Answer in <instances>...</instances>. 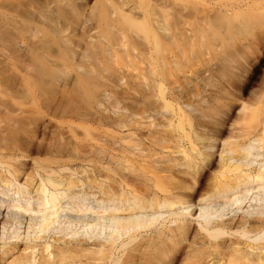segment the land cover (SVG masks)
I'll use <instances>...</instances> for the list:
<instances>
[{"label":"bare ground","instance_id":"1","mask_svg":"<svg viewBox=\"0 0 264 264\" xmlns=\"http://www.w3.org/2000/svg\"><path fill=\"white\" fill-rule=\"evenodd\" d=\"M46 1L41 2L46 3ZM49 1H59L60 4L64 1L63 10L60 11L62 27L60 26L58 31L53 30L54 34L57 33L56 35L60 38L62 36V40L54 39L55 36L52 34L54 41H50L49 44L54 43L55 40L56 42L51 47L41 42L39 36L32 40L35 36L30 35L32 38L29 37L30 44L39 39L37 43H34L37 45H33L36 53L32 52L30 55L29 51L28 54H24L23 50L22 53L20 50L23 46V43L20 44L22 40H19L21 46L19 49L18 41L16 43L15 39L22 38L31 27L34 29L35 26L32 24L29 28V22L38 19H35L37 13L34 11L35 17L33 11L30 14L29 10L27 15H33L35 18L27 16L28 19L34 20L25 19L28 27H24L28 30L26 28L25 31V28L20 26L24 33L20 32L22 36L16 34L15 39H9L10 37L7 36V40H1L4 42L3 46L9 43L8 39L15 42L13 47L17 46L12 50V46L9 45L11 41L8 47L0 46V48L3 47L2 50L11 48V53L17 49L18 54L20 50L22 56L26 55V60L28 56L33 57V59L32 57L28 59L31 63L33 62L30 71L26 69L29 65L26 63L28 65L26 67L25 58L21 57L23 60L19 59L18 62L13 52L15 61H17L13 62L14 65L17 63L16 66L19 67L18 63L23 62V67H26H19V71L25 69V72L30 71L29 74L32 75V70H38L37 72L34 70L32 76L35 79L38 77L37 80L41 83V85L37 83L41 89H39L40 86L35 85L36 88L34 87L38 93L37 96L40 91L42 92L40 100L36 98V93L32 92L33 85L29 87L30 83L24 88V93L27 92L26 88L31 89L27 92L29 96L25 94L26 98L29 97L28 100L32 98L33 102L35 99L39 100L38 102L35 100L34 104L39 103V109L43 110L40 113L42 118L43 113L47 115L50 111L51 120L52 117L53 119L56 117L52 116L53 113L62 119H68L64 123L61 121L62 125L66 129H64L65 133L67 131L76 141L67 137L69 142L72 140L73 143L68 144L66 140V146L61 148L62 151L58 147L57 150L55 146L56 150L49 149L47 144V147L43 144H41L43 146L37 145L38 148L36 146L33 151L39 155L41 153H52L53 155L55 152V157L62 156L64 151L66 156V152H69L85 161L87 169L83 171L82 177H72L73 173L61 176L57 174V171H46L50 169L48 166L44 167L41 162L40 165L38 161H34L35 172L37 170L43 172L38 174L37 184L34 176L24 172L23 166V170H20L21 168L13 170V166L10 170L8 164L6 165L7 161L5 160L6 163L2 161L4 158L2 159L0 155L2 159L0 166L6 165L5 167L11 171L9 173L11 179L3 177L5 173L0 174V186L3 190L10 191L12 195L22 199L28 196L24 199L26 200L24 206H18L12 202L8 207H16L19 211L37 215L29 217L36 219L35 237L38 239L44 238L41 234L44 235L52 230L57 233L68 231L72 223L68 221L67 225L60 226L57 220L58 215L66 211L76 214L71 216L72 218H84L86 217L85 212L89 211L90 216L94 214L95 218L91 223L84 224L86 229L93 233L97 232V237L105 229H110L115 232V236H111L107 245L98 243L95 251H88L91 258L81 253L83 250L81 242H76L74 248L66 246L55 248L53 244L59 240L52 239L51 243L41 244L40 249L37 244L27 247L28 253L24 258L12 264H89L90 261L91 264H170L177 251V246L185 241V223H187L185 217L191 216L189 210L192 207H198L200 222H197V225L201 242L196 243V246L186 254L184 264H264V221L243 220L227 223L216 220L219 217V210L242 203L249 192L255 190L264 193V168L245 172L242 170V167L249 165L244 163L252 149L249 143L245 145V143L230 144L228 142V149L223 147L224 150L220 153V168L214 176L211 190L200 195L196 202L194 201L195 195L188 193L194 189L202 172L207 168L210 155L206 151L212 148L207 143L209 139L200 132L214 124L206 119L213 120L212 114L215 112V107L213 109L208 105L210 102L204 98L202 92L205 87H208L207 83L215 77L223 76L227 71L228 67L223 64L226 60L221 62L223 65L219 68L217 66L216 68L206 67L193 72L192 75L188 74L190 76L182 72L183 62L189 59V48L196 47L204 37L203 29L206 28L213 33L221 30L228 35L231 32L242 33L241 31H253L255 28L264 29V0H94L91 6H87L89 0ZM44 5H38L40 11L45 8ZM33 6L37 7L36 4ZM55 9L53 10L56 11ZM40 16L42 18L44 15ZM46 18L44 19L47 23L48 20L51 23L50 16ZM23 20L21 19V22ZM9 22L14 24L15 29L19 28L18 25L16 27V22L12 20ZM45 22L44 25H46ZM57 24L55 27L58 26ZM44 25L41 26L44 27ZM187 27L192 29L187 30ZM38 31L40 32V29ZM41 31H44L43 28ZM47 37L50 36L45 35L43 40ZM23 38L26 42L28 37ZM61 41L64 42H62L63 46L64 44L67 46L63 48V53L54 55L57 42ZM28 44L27 46H30ZM24 47L23 49H26ZM57 52H61L60 49ZM3 53L0 55L2 56ZM5 56L3 55L4 60L8 57ZM35 60H38V63ZM76 61L84 62V65L83 63L81 66L74 64ZM35 63L38 67L34 66ZM47 64H49L48 68L44 70ZM66 65H70V71ZM61 66L64 68L62 69ZM180 72H182V79H186V82L180 80L181 77L178 75ZM228 74L225 73L224 77ZM18 75L24 76L23 73H18L12 79ZM8 76L4 78H9ZM22 76L19 77L20 81L24 79ZM30 77L25 76L27 82H24L28 83ZM61 77L68 79V82L64 80L68 84L71 81L75 84H67V88L63 90H60L61 84H59V90L56 91V86H53L55 89L53 88L51 92V86L50 89L46 86L49 91L45 88L49 79L57 78L58 80ZM4 78L1 77V79ZM16 79H14L15 84ZM19 80L17 79V82ZM96 81L97 83L116 81L117 88L108 90L109 92L103 90L101 99L99 103L97 102L99 110L95 108L96 111L91 112L87 103L89 99L86 98L88 106L83 103L86 91L84 92L80 88L82 85L79 84ZM10 82L12 83L11 77ZM69 86L72 87L68 88ZM89 86H85L86 89L87 87L89 89ZM30 92L33 93L32 96H36L35 99ZM52 92L55 96L50 97L54 95ZM90 92L92 94V88L86 94ZM2 100L1 103L5 104L6 100ZM30 101L33 104L32 100ZM104 102H109V104H104ZM81 105L87 106L88 111L84 106L85 111H82ZM5 106L7 107V104L1 105V107ZM12 107H7L8 112L13 110H10ZM246 109L242 106V113ZM46 115L45 117L48 118ZM76 119H81L82 123H74ZM257 119L260 129L253 140L261 144L260 148H263L264 103L258 112ZM42 122L40 126L43 125ZM48 122L50 123V120ZM48 125L44 128H49ZM45 129L41 131L44 140L47 134ZM62 130L61 132L64 131ZM59 133L57 130L58 135ZM79 134L88 139L89 148L87 146L88 150H84L85 152H82V148L86 145L80 144L82 148L77 145ZM59 138L63 139L60 135ZM204 141L206 143H202ZM49 147L51 148V145ZM28 150L30 151V147ZM63 170L67 169L59 168V171ZM71 171L74 172V170ZM19 172L21 177H24L23 183L17 181ZM82 186L84 189L75 190ZM256 192L252 194L258 196ZM95 195L97 196L94 199L96 210L92 211L90 206L85 207V197H95ZM14 202L17 201L14 199ZM63 203H65L64 207ZM155 223H159L161 229L165 223L173 224V227L163 228L165 232L158 229ZM152 227L155 232L153 236H149L147 233L153 232ZM71 233H76V231L71 230ZM2 253L5 254L4 251Z\"/></svg>","mask_w":264,"mask_h":264},{"label":"rangeland","instance_id":"2","mask_svg":"<svg viewBox=\"0 0 264 264\" xmlns=\"http://www.w3.org/2000/svg\"><path fill=\"white\" fill-rule=\"evenodd\" d=\"M41 1L43 2L44 0H38V3H37V0L36 1L35 0H0V34H1L0 35V46L4 45V42H1V40L5 41V40H7L8 37H10L9 39H12L16 36V34H17V36L18 35L22 36L20 34V32L22 33L23 29H21L20 26H22V27L27 26L28 27V23L25 22V19H28L27 16H29L31 18H35L36 17L34 15L35 13H37L36 14L37 17L35 19L41 18L40 15H42V16L44 15V16L39 20L37 19L36 21H31L34 19L29 18V19H31L30 20L31 22H29V28H30L31 24H32V26H35V28L33 29V27H31V29H29V31H31L30 34L28 31V33L26 32L27 34L25 33L24 36L28 37V38L30 37V35L35 36L34 39H32L30 37L32 40H35L36 38H38L36 36H39L40 40H42L41 42L47 43L50 46L53 45L56 42V40L52 44H49V43L53 42L54 39H56V38H60L59 35H58L59 37L56 35L57 33L54 34L53 30L58 31L60 26L62 27L61 12L63 10L62 6L64 5V3H63L64 1L61 2L62 4H60L59 1H54V2H57V3H54L53 1L50 2L49 0H47L48 1L47 2L45 0L46 3L45 2L44 3L46 4V7H45L44 3H42ZM53 3H54V5H53ZM93 3H94V0H89L87 3L88 4L87 6H91ZM35 4L37 7H38V5H40V6L44 5L45 8L41 9V11H40V8L38 7L39 9L37 10V7L33 6ZM58 4H60V5H58ZM57 5L60 7H58ZM54 6L55 7L57 6L56 9ZM53 9H55L56 11H54ZM28 11H29V13L33 11V15L35 17L33 15H31V16L27 15ZM34 11H35V13H34ZM39 11L41 14L39 13ZM49 12H51V13H49ZM48 14H50V15H48ZM55 14H57L56 17L54 16ZM46 16L47 17L50 16V19L55 21V23L52 20H50L51 23H49V20H48V23L50 24V25H48L47 20L44 19V18H46ZM53 17H55L57 19L54 20L55 18L53 19ZM21 19L22 20L24 19V20L21 22ZM10 20H12L13 22H16L15 23L16 27L18 25L20 30H22V31H20V30L18 31L19 28L15 29L14 24H10L11 23V22H9ZM37 21L40 25H38ZM23 22H24V24H23ZM33 22H35L36 24ZM40 22H43V23H40ZM44 22L46 25H44ZM57 22H58V24H57ZM33 24H35V25H33ZM56 24L58 25L57 27H55ZM41 25H44V27ZM27 27H24L25 31H26ZM51 27H53V28H51ZM42 28L44 30L43 32L41 31ZM39 29H40V32L38 31ZM190 29H192V28L187 27V30H190ZM251 29L253 30L254 28H251ZM27 30H28V28H27ZM16 31H18V32H16ZM203 31H205V32H203L204 37L201 39V41L199 42V44L196 47H193V48H195V50L193 48H189L190 49L189 59L187 61L183 62L182 72L185 75L190 76V75L194 74L196 71H198L199 69L201 70V69L206 68V67L212 68L215 66H217V68H219L223 64L224 65L226 64V67H228L227 68L228 72L226 71L225 73L226 74L230 73V74H228L227 77H224V76H226L225 73L223 74V76L221 75L220 77L219 76L215 77L209 83H207L208 87H205L204 91L202 92L203 96H205L204 98L207 99L210 102V104H212V105H210L208 103V105L212 106L213 109L215 107L214 111L216 112V114H215V112L212 114L214 117L213 120H208L209 118L206 119L207 121L214 122V124L206 127L207 129L204 128L205 130L203 129V131L200 132L201 135H203L205 138L209 139V141H207V143H209L212 146V148H211V150L206 151L210 155L207 168L204 169V171L202 172L201 178L198 180V183L195 184L194 189L188 192L190 194L195 195V197H194L195 202L197 201V199L200 195H203V194H205L211 190L212 184L214 183V176L216 175V173L218 172V170L220 168V161H219L220 153L222 150H224L223 147H225V149H228V147H229L227 145L228 142H230V144L231 143H235V144L245 143V145H248V143H249V145L252 146V149L250 150V155L248 156V158L244 162V163H247L249 165L246 167H242V170L244 172L247 170H257V169L262 170L264 168V146H263V148H260L261 144H259L258 142H255V140H253V137L255 139V136L258 135V131L260 129V125L258 124L257 118H258V112H259L262 104L264 103V29H261V28L256 29L255 28L253 31H250V30L241 31L242 33L231 32L229 35H228V33H225L221 30L218 32L216 31V33H213L210 30H207L205 28V29H203ZM51 32H53V33H51ZM222 32H223V34H222ZM22 34H24V33H22ZM52 34L55 36L54 39L52 38L53 37ZM2 35L6 36V37H4ZM45 35H49L50 37H47L46 39L44 38V40H43V37ZM23 37L22 38L15 37L17 39H15V38L14 39H15L16 43L18 41V43H17L18 45L20 42L19 40L21 39L23 42L21 41L20 44L22 45V43H23V46H25L27 50L23 49V46L20 49L19 48V47H21L20 45L18 46V48L21 51L23 50L24 54H28L29 51L31 53L30 55H32V52L36 53L35 52L36 48L33 47V45H37L34 43H37V41H39V39H37L36 42L34 41L33 44L31 43L32 44V46H31V44H30L31 39L29 38L30 40L28 42H29L30 46H27L28 38H26L27 40L25 42L24 41L25 38H23ZM61 38H62V36H61ZM9 39H8V42L11 43L12 40H9ZM57 40H59V39H57ZM204 41L207 43H205ZM8 42L6 41V43H8ZM62 42L63 41L57 42L58 45L60 43L61 47H60V45L59 46L56 45L58 48L53 46V47H55L54 50L57 49L56 52H53L54 55H60L61 53H63V48L65 47L66 44H64V46H63ZM202 42L205 44H203ZM1 43H3V44L1 45ZM13 43L15 44V42H13V41L11 44H9L12 46L11 47L12 50L14 47L17 46V45H14V47H13ZM8 44H6V46H3V47H8L9 46ZM215 46L218 47L217 50H216ZM3 47H1V48H3ZM1 48H0V52H1L0 54H2L3 51H6L3 53V55L4 56L6 55L5 57H7V56L9 57V55H10V57L9 58L7 57L9 60L7 58H5L7 60L6 61V60H4L3 55L2 56L0 55V75H1V77L3 76V78L5 76L7 77L8 75H10V76H8L9 78H4L5 81H4V79H1V77H0V155H1L2 159L4 158V160H2L1 158H0V160H2V161L6 160L7 163H6V161H5V163H6V165L8 164L10 170H11L12 166L14 167L13 170L19 169V168H21L20 170L24 169V172L31 174L32 176L35 177V179L37 180V184H38V174H42L43 172L42 171L39 172L38 170H37V172H35L36 171V169H35L36 165L34 163L36 161H38L39 164L41 162V164L44 167L48 166V168H50V169H46V171H49V170L57 171V174H59L61 176H64V175L67 176V175L73 173L72 177H75V176L82 177L84 175L83 171L87 169L86 168L87 165H86L85 161H82V159L80 157L76 156L75 154H70L69 152H66V156H65L64 155L65 151H64L62 156L55 157L56 156L55 152H53V155H51L52 153L51 154L41 153L39 155V153L37 154V152L33 151V149L37 145L39 146L41 144L45 145V147H47L48 145L49 146L51 145V148L49 146H48V148L52 149V150H53L54 146L56 149L58 147V149L60 150L61 148L63 149V146L64 147L66 146L67 141H68V144H71V143H73V141L74 142H76V141L73 138H71V136L69 135V133H67V131H66L67 134L65 133L66 129L62 125L64 122H67L68 119L63 118V119H65V120H63L62 117H60L59 115H55L56 113H53L52 110H51L53 113L52 116H56V117H54L55 120L53 119V117L51 120V118H50L51 114L49 113L50 111L48 112L49 114L47 113L48 118L45 117L46 114H44V113L42 114L43 118L40 116L41 115L40 113H42L43 110L39 109V107H38L39 103H37V104L35 103L36 105L34 104V102L36 100L35 97L38 94L35 91L34 87H35V85H36V87L37 86L39 87L41 85V83L37 80L38 77H36V79H35V77L32 76L34 70L36 72L38 71L37 69L32 70V75L29 74V72L31 71L30 66L33 63V62L31 63L30 60L28 61L30 56L27 55L28 57L26 60V58H25L26 55L22 56L20 50L18 51L20 54H18L16 52L17 49L15 48L16 50H14L13 52H15L14 54L17 57V61L18 62L20 60L22 61L23 58H21V57H24L25 61H26V62L24 61V63L25 64L28 63V65H29L28 68H26L28 66L27 64H26V67L25 66L23 67L24 63L21 62L23 64L18 63L19 67H23V68H26L27 70H30L29 72L27 70H26L27 72H25V69H24V71H22V70L19 71L20 68L18 66H16L17 63H15L16 65H14V63H13V62H17V61H15L16 58H15L13 52L12 53L10 52L11 48H8V49L4 48L3 50ZM31 48H33V49L35 48V49L32 50ZM58 49H60L61 52H57ZM23 51H22V53H23ZM194 53H195V55H193ZM17 55L18 56L20 55V56L18 57ZM190 55H191V57H190ZM229 56L231 58H228ZM11 57H13V58L10 59ZM31 57H30V59H31ZM226 57L228 59H226ZM13 59H14V61H13ZM32 59H33V57H32ZM224 60H226V61H224ZM8 61H9V63H7ZM36 62L38 63V60ZM78 62H79V64H78ZM221 62H223V64ZM226 62L227 63L230 62V63L227 65ZM37 63L34 64L35 67H38ZM82 63L84 65V62L80 63V61H76L74 64L81 66ZM48 65L49 64L45 65L44 70H47ZM14 66H16L17 69ZM66 66H68V69H69V70L68 69L67 70L70 71V68H69L70 65H66ZM11 67H13V69ZM35 67H33V68H35ZM61 67H62V69L64 68L63 66H61ZM188 67H190V68H188ZM14 69L18 70V71L12 72V70H14ZM50 69H52V68H50ZM72 70H71V72H72L71 74H73ZM17 72L20 74L23 73L24 76L18 75L19 77H21V76L24 77V79L21 78L23 80V81L21 80L23 83L19 80L18 76L14 77V79L17 78L20 83L17 82V79H16V84H15V80L12 79V77L15 76V74H18ZM182 72H180L178 75H180L181 81L186 82V79L185 80L182 79ZM12 73L14 74L13 76H12ZM188 74H190V75H188ZM25 76L26 77L31 76V77H33L34 80L30 77L31 79L29 78L30 80L28 79V83H26L27 80H25ZM69 76H70V73H69ZM10 77H11V81L13 84L10 82ZM64 80H65V78L63 79V77L59 78L58 80H57V78H55L53 80L49 79V81L46 80L47 83L45 84V88L48 89V87H49V89H50V86H51L52 87L51 88L52 90L50 89V92H51V91H53V88L55 86H56V91H57V89L59 90V87H60L59 84H61L60 90L66 89L67 88L66 86L73 84L72 83L73 81H71V83L68 84L67 83L68 79L65 80L67 82H65ZM24 81H26V82H24ZM97 82L98 81L92 82L93 84L91 82L90 83L85 82L86 85L82 84V83L79 84L80 86L81 85L83 86L84 89L82 88V86L80 88L82 90H84V92L90 91L91 88L93 90L92 94H91V92L87 93V94L85 92L86 97L84 99L85 102H83L84 104H87V103L89 104V106H88V104H87V106H88L89 111H91V112L96 111L97 102L99 103V101L101 99V95H102L101 92H104L105 90H107V91L108 90L109 91L116 90V88H117L116 81H109L110 83H106L104 81H102V83H101V81H99V83H97ZM21 83H22V85L24 84V86L20 85ZM37 83L40 85H37ZM52 83L55 85H53ZM62 83H65L66 85H63ZM28 84H29L30 88L33 85L32 92L34 94L36 93L35 94L36 96L35 95L32 96L31 94H33V93L30 92V95L32 97H34V99H35L34 102H33L32 98H30L28 100L29 97L26 98V95H25L31 89L26 88L25 91H27V92L24 93V88ZM46 86H48V87H46ZM85 86H89L90 90L88 89V87H87V89H88L87 90ZM95 86H96V88H95ZM71 87L69 86L68 88H71ZM97 87H98V89H97ZM94 88H95V90H94ZM27 89H29V90H27ZM39 89H41V86L39 87ZM49 89H48V91H49ZM36 90L38 91V88ZM95 91L98 94L95 93ZM50 92L48 94H50ZM54 92H55V90H54ZM84 92H83V94H84ZM41 93L42 92L40 91V93L38 95L39 97L38 96L36 97L39 100H40V94ZM53 94L54 95H51V96L49 95V96L50 97L55 96V93H53ZM88 94L92 95V97H89ZM27 95L29 96V93ZM86 98H88L89 100ZM97 98H98V100H96ZM2 99L6 100V102L5 101L4 102H5V104H7L8 108L10 106H13L12 108H10V110L11 109H13V110L8 112L9 109H7L6 106H5L6 109H4L5 107H1V105L2 106L5 105L4 103H1V102H3ZM38 99L36 100L37 102L39 101ZM30 100H32L33 104H31ZM210 100H212V102ZM11 101L16 102L17 104L16 103L13 104L14 102L11 103ZM86 101H87V103H86ZM109 102H104V104H109ZM9 104H10V106H8ZM81 106H82V108H81L82 111H85V109H83V106L86 107V109H87V106H85V105H81ZM242 106L247 108L245 110V112L243 111L244 113H242V111H241ZM91 108H93V110ZM88 109H87V111H88ZM97 110H99V109H97ZM38 111H39V113H38ZM6 113H7V116H5ZM6 117H8V118L6 119ZM39 118H40V122H39ZM44 118H46V119H44ZM210 119H212V118H210ZM41 120H43V122L46 125H48V123H49L48 121L50 120V123L48 125L49 128L47 127L45 129L44 126H46V125ZM73 120H75V119H73ZM77 120L78 119H76V121L75 122L73 121V122L76 124L82 123L81 119L78 120L79 122ZM41 122L43 124L42 126H40ZM60 125H62V127ZM57 126H59V127H57ZM59 128H61L63 130L65 129L64 131L62 130L64 133L61 132V129H59ZM43 129H45V131L47 132L45 140L43 139V137L41 135V131ZM57 130H58V133L59 132L62 133V134L59 133V135L64 140L59 138V135L57 134ZM78 132L80 133L81 131H79V129H78ZM64 134L67 136H65ZM67 137L69 139H72L73 141L71 140L72 142L71 141L69 142ZM78 138H79L80 143L78 142L77 145H79L80 148H82V146L80 144L86 145V146L83 145L85 149L82 148V152L87 151L89 148L88 139L83 137L81 134L78 135ZM42 140H44V141H42ZM62 140L64 141V143L65 142L66 143L65 144L62 143L63 142ZM84 140H85V142H84ZM86 140H87V142H86ZM202 143H206V141H204ZM46 144H47V146H46ZM43 145H41V146H43ZM38 146H37V148H38ZM87 146H88V148H87ZM29 147H30V151L28 150ZM185 147H187V146L185 145ZM55 148H54V150H56ZM62 149H61V151H62ZM14 160H16V161H14ZM9 164H11V165H9ZM20 164H22V165H20ZM6 165H2L3 167L0 166L1 167L0 168V174L5 173V175H3V177L11 179V178H9V177H11V176H9L10 175L9 173L11 171H9L7 169L8 167H5ZM22 166H23V169H22ZM16 167H18V168H16ZM62 167H65L67 170L59 171V168H62ZM71 170H74V172H72ZM7 173H8V175H7ZM23 179H24V177H21V174L19 172L18 177H17V181L19 183H23ZM78 189H84V186L77 188L75 190H78ZM255 192H256L255 190L252 192H249L247 194L246 199L243 200L242 203L232 205V206H230L224 210H221V211L219 210V217H217L216 220L217 221H224L227 223H234V222L243 221V220H249V221H251V220L260 221L261 220V221H264V193L261 191L256 192L258 195V196H256V195L252 194ZM25 198H28V196H26ZM85 198H86L85 207L88 205V207L90 206L92 211L96 210V204L94 202V199L97 198V196L96 195H95V197H93V196L87 197L86 196ZM14 199L17 202H14ZM24 199H22L18 196L12 195V192L3 190L2 187L0 186V264H12V263L16 262L17 260H22L24 258V256L28 253L26 250L27 247L32 246L34 244H37V246L40 249L41 244H43L44 242L51 243L52 239H58L59 240V242H57V243L53 242L54 243L53 246L55 248H62L64 246H66L67 248H74L76 242H81V249H83L81 251V253L85 254L86 257L91 258L92 256L88 254V251H90V250L95 251L96 250L95 246L98 243L103 244V245H107L108 242L111 240V236L112 237L115 236V232H113L110 229H105L103 231V233L98 237H97V232L93 233L90 230L86 229V226L84 224L85 223H91L93 221V219L95 218L94 214H91V216H90L89 211L85 212L86 217H84V218H80V217L79 218H74V217L72 218L71 216L76 215V214H73V213H70L69 211H66V212H61L58 215L57 220H58V223H60V226H65V225H67L68 221H70V223H72L69 226L70 229L68 231H62L60 233H57L55 230H52L50 232L44 233V235L41 234V236H44V238L38 239L35 237L36 236V231H35L36 227L34 224L36 223V219L34 220V219H31L29 217L30 215L33 217H35L37 215L34 213L29 214L28 212L19 211V210H17L16 207L15 208L8 207V205H11L12 202L18 206H24L26 203V200H24ZM62 206L64 207L65 203H63ZM189 211H190L191 216L185 217V221L187 222V223H185L186 224V226H185L186 227L185 241L179 243V245L177 246V251L175 252L174 258L170 264H184L186 254L188 252H190L192 250V248H194L196 246V243L201 242L200 236H199V231H198V225H197V222H200V220L198 219V207H192ZM77 215H81V214H77ZM163 218H164V216H163ZM258 221H256V222H258ZM155 226L158 229H161L159 223H155ZM168 226L173 227V224L168 225L167 223H165L163 228L168 229ZM82 227H84V228H82ZM163 228L161 230L165 231V229H163ZM71 230L76 231V233L72 234ZM152 230H153V227H152ZM154 232H155L154 230H153V232L149 231L147 233V235L153 236ZM2 251H4L5 254H3ZM136 255H138V254H136ZM89 264H91V261L89 262Z\"/></svg>","mask_w":264,"mask_h":264}]
</instances>
